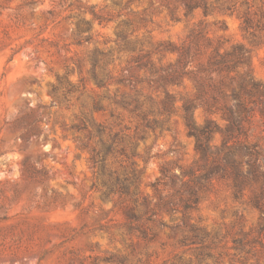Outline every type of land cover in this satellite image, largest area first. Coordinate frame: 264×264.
Returning a JSON list of instances; mask_svg holds the SVG:
<instances>
[{"label": "rangeland", "instance_id": "obj_1", "mask_svg": "<svg viewBox=\"0 0 264 264\" xmlns=\"http://www.w3.org/2000/svg\"><path fill=\"white\" fill-rule=\"evenodd\" d=\"M205 1L212 8L208 15L202 8L186 15L182 0H0V264H264V220L251 203L256 186L236 198L231 178H214L185 224L180 205L177 211L162 209L131 224L129 202L92 188L90 151L60 126L62 121L70 124L79 107L50 108L59 79L79 85L88 77L92 55L103 51L105 73L125 81L112 82L107 90L88 82L86 96H137L154 110L152 117L163 121L162 130L140 141V156L133 158L142 169L138 200L154 207L158 198L152 185L161 175L160 165L169 163L180 174L199 159L182 108L194 99L195 85L187 76L165 87L144 81L155 74L139 69L133 57L151 52L154 68L160 70L179 57L178 52L155 50L161 43L177 48L197 43L201 54L194 65L205 64L215 48L226 52L241 45L249 52V63L239 71L264 85V0ZM88 6L113 20L100 25ZM83 18L91 21L94 40L78 46L74 33ZM167 93L174 97L173 112L160 116ZM30 110L45 117L51 111V122H42L36 136L22 139L6 123ZM193 115L198 125L209 117L224 124L220 114L209 115L200 106ZM249 129L251 140L264 148L258 110ZM221 140L217 134L212 144ZM150 148L159 155L145 164ZM42 171L45 176L37 174ZM185 237L198 242L184 245Z\"/></svg>", "mask_w": 264, "mask_h": 264}, {"label": "trees", "instance_id": "obj_2", "mask_svg": "<svg viewBox=\"0 0 264 264\" xmlns=\"http://www.w3.org/2000/svg\"><path fill=\"white\" fill-rule=\"evenodd\" d=\"M133 0H129L131 2ZM186 15L197 8H202L208 15L212 8L205 0H182ZM33 4V3H32ZM232 10L230 7L229 10ZM92 19L100 25L113 20L114 16L99 14L94 6L86 8ZM52 15V11H48ZM174 14V13H173ZM91 21L81 19L76 24L74 44L81 46L94 40L90 34ZM201 32L196 35L200 37ZM119 38L125 40L123 33ZM135 51L136 47H131ZM159 51L178 52L177 63L167 68L156 70L150 58L151 52L133 57L132 63L139 69L150 68L155 75L144 81L157 83L162 87L178 84L182 78L189 77L195 85V97L186 100L182 106L183 118L188 135L195 140V150L199 157L194 166L181 169L176 174L169 163L160 165V177L153 183L158 201L154 207L144 199L138 200V183L142 169H138L133 158L140 156L137 148L140 141H146L149 133L162 130L163 121L154 116V110L146 107L137 96L116 93L113 96L100 94L95 98L86 96L87 83L94 82L96 89L107 90L112 82L123 83L125 78H114L105 73L102 66L105 53L97 50L90 58L91 69L88 77L79 80V85L71 84L67 79H59L58 86L52 88L54 95L50 108L71 110L79 107V113L73 114L70 124L60 123L64 131L71 132L74 140L82 148L90 151L91 168L93 171L92 188L101 191L113 199L122 200L126 205V215L131 221H141L144 217L151 219L162 209L177 211L178 206L184 211L183 222L188 218L189 211L196 209L200 202V192L214 178H231L235 189V197L242 195L246 187H257L251 203L260 212L264 220V148L259 142L251 140L250 129L257 110L264 121V85L257 81L249 72H240L243 65L249 63L248 51L241 45L221 52L215 48L205 64L195 62L201 50L194 44L175 47L172 44H159ZM81 73V66L78 63ZM159 72H162L159 75ZM159 75V76H158ZM143 82V81H142ZM174 97L167 93L158 114H172ZM202 107L209 115L220 114L224 124L213 118H207L198 125L193 112ZM51 111L34 114L33 110L23 111L6 124L11 131L20 132L26 139L36 136L42 129V122H51ZM54 123H57L55 120ZM220 134L219 145H213L214 137ZM152 148L143 156L145 164L152 157ZM45 176V172L37 173ZM29 178L34 179L35 172L28 171ZM171 188L170 194L165 190ZM144 207V213L139 212ZM264 231V224L260 227ZM184 245L196 244L198 239L185 237Z\"/></svg>", "mask_w": 264, "mask_h": 264}]
</instances>
